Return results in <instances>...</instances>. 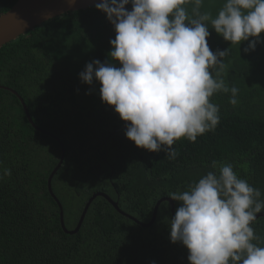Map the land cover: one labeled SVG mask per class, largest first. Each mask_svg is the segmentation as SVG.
<instances>
[{
  "label": "trees",
  "instance_id": "1",
  "mask_svg": "<svg viewBox=\"0 0 264 264\" xmlns=\"http://www.w3.org/2000/svg\"><path fill=\"white\" fill-rule=\"evenodd\" d=\"M15 2L0 0V13ZM225 3L203 0L199 13L210 15L205 22L211 33L210 50L229 49L219 77L216 69L210 72L229 88L239 89L238 103H229L230 91L215 93L210 102L220 107V123L195 142L184 137L176 141L175 159L161 152L144 155L127 139L131 153L147 168L115 150L116 133L107 131L112 126L119 130L124 121L102 102L98 82L89 86L79 79L87 63L111 59L110 40L116 33L103 12L95 6L67 12L0 47V84L15 89L36 125L64 143L53 188L63 200L69 228L78 219L70 211L72 204L77 201L81 207L92 194L83 183L95 180L103 190L129 183L134 189V216L149 221L160 198L187 191L208 172L218 171L212 168L214 160L232 164L264 199V43L245 53L248 42L230 44L214 31L211 18ZM184 7L189 19L198 18L194 3ZM126 8L131 10V5ZM121 130L125 134V128ZM62 151L54 137L32 125L19 97L0 87V175L4 169L11 171L0 179V264H189L188 249L170 241L168 201H163L150 227L102 213L97 203L89 208L78 232H65L58 203L48 190V177ZM148 155H157V160L150 161ZM78 186L83 191L74 190ZM174 202L177 210L179 202ZM251 226L264 237V217Z\"/></svg>",
  "mask_w": 264,
  "mask_h": 264
},
{
  "label": "clouds",
  "instance_id": "2",
  "mask_svg": "<svg viewBox=\"0 0 264 264\" xmlns=\"http://www.w3.org/2000/svg\"><path fill=\"white\" fill-rule=\"evenodd\" d=\"M202 2L100 0L95 4L116 33L115 39L110 40L108 56L111 59L87 63L79 73V79L89 86L98 82L102 102L112 107L124 121L121 128H125V134L121 128L113 130V126L107 132L116 133L115 150L120 156H128L136 166L147 168L131 153L127 139L144 155L147 151L161 152L169 159H175L178 155L173 147L176 141L184 137L195 142L197 136L214 131L220 123V107L210 102L215 93L230 91L229 103H238L239 89L229 88L223 79L214 78L210 72V69H216L219 77L229 49L210 50L208 38L211 33L205 23L210 20V15L199 13ZM189 3L195 4L193 11L198 18L189 19L184 7ZM127 5H131V10L126 8ZM211 25L230 44L248 42L243 49L245 53L255 51L257 44L264 43L261 39L264 0H226L217 17L211 18ZM57 141L62 142L60 138ZM122 146H126L123 152ZM157 157L147 156L150 161ZM212 168L218 171L208 172L198 182L190 184L189 190L168 195L173 200L175 213L173 215L168 201L172 216L169 224L171 243L179 242L188 249L189 264H264V237L257 235L251 226L257 220V214L264 211L261 190L240 178L230 163L214 160ZM10 175L11 171L4 169L0 179ZM106 181L114 183L112 179ZM81 185L92 190V194L81 207L77 201L72 204L70 211L78 219L73 228L66 224L67 228L76 227L94 194L98 195L94 196L89 208L99 203L102 213L125 216L121 210L134 216V189L127 186L129 183L116 190H103L95 180ZM78 189L83 191L79 186L74 188ZM60 201L63 204V200ZM158 201L153 205L152 217ZM174 201L179 202L177 210ZM162 203H159L150 226L156 222ZM61 226L70 233L62 223Z\"/></svg>",
  "mask_w": 264,
  "mask_h": 264
},
{
  "label": "water",
  "instance_id": "3",
  "mask_svg": "<svg viewBox=\"0 0 264 264\" xmlns=\"http://www.w3.org/2000/svg\"><path fill=\"white\" fill-rule=\"evenodd\" d=\"M98 2H100V0H74V2H72V0H16V2L8 10L0 13V47H2L3 45H6L7 43L13 40H16L21 35L26 34L28 31L34 29L38 25H41L45 21H48L60 15H63L67 12L88 9L89 7L95 6V4ZM49 16H50V19H48ZM0 87L12 91L19 97L26 111V114L29 118V121L32 123L34 127L39 129L43 133L48 134L54 137L55 139L59 140V138L56 137L53 133L47 130H44L40 128L38 125H36V123L32 119V116L28 110V107H27V104L25 103L24 98L15 89L9 86H6V85H2V84H0ZM61 146H62L63 152L61 155L59 166L65 154V146L62 142H61ZM56 170L57 168L54 169L52 173L49 175L48 189H49L50 194L53 196V198L56 200V202L59 205L60 222L66 227L65 211H64L63 204L53 190L52 181L56 173ZM97 195L98 194L96 195L94 194L89 199L87 204L85 205L76 227L74 229H69L66 227V230L68 232L73 233V232L78 231V229H80V227L83 224L85 215L88 211V208L90 206V203L92 199L94 198V196H97ZM162 201L170 202L171 207H172V213L173 215H175L174 203L170 197H162L159 199L157 205L154 207L155 211H154L153 217L151 218L149 222H146V223L138 220L136 217L124 211H121V210L119 211L123 215L134 219V221L139 223L141 226L149 227L154 222V219L157 215L155 214L157 213L156 210L158 211L159 203H161ZM260 216H264V211L257 214V217H260Z\"/></svg>",
  "mask_w": 264,
  "mask_h": 264
},
{
  "label": "bare ground",
  "instance_id": "4",
  "mask_svg": "<svg viewBox=\"0 0 264 264\" xmlns=\"http://www.w3.org/2000/svg\"><path fill=\"white\" fill-rule=\"evenodd\" d=\"M35 28H36V27H35ZM32 30H33V29H32ZM30 31H31V30H30ZM28 32H29V31H28ZM28 32H27V33H28ZM260 217H264V216H260ZM257 218H259V217H257Z\"/></svg>",
  "mask_w": 264,
  "mask_h": 264
}]
</instances>
